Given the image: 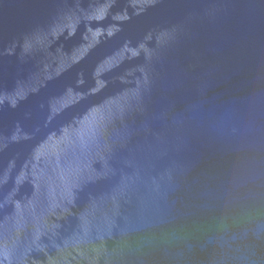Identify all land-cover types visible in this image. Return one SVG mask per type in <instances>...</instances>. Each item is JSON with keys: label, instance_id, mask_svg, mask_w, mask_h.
<instances>
[{"label": "water", "instance_id": "obj_1", "mask_svg": "<svg viewBox=\"0 0 264 264\" xmlns=\"http://www.w3.org/2000/svg\"><path fill=\"white\" fill-rule=\"evenodd\" d=\"M0 264H264V0H0Z\"/></svg>", "mask_w": 264, "mask_h": 264}]
</instances>
